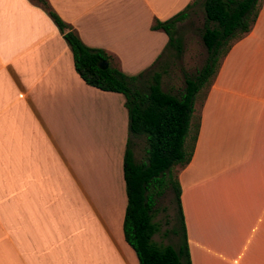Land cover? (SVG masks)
<instances>
[{
	"label": "crops",
	"instance_id": "crops-1",
	"mask_svg": "<svg viewBox=\"0 0 264 264\" xmlns=\"http://www.w3.org/2000/svg\"><path fill=\"white\" fill-rule=\"evenodd\" d=\"M194 0H49L130 75L169 41L152 28ZM179 168L192 264H264V0L201 104ZM129 115L87 84L36 0H0V264H139L123 223Z\"/></svg>",
	"mask_w": 264,
	"mask_h": 264
},
{
	"label": "trees",
	"instance_id": "trees-1",
	"mask_svg": "<svg viewBox=\"0 0 264 264\" xmlns=\"http://www.w3.org/2000/svg\"><path fill=\"white\" fill-rule=\"evenodd\" d=\"M51 16L70 46L77 72L83 80L101 90L122 93L128 110V141L123 170L128 203L123 223L127 243L135 250L139 264H192L181 203V185L174 170L187 165L192 157L200 122L194 123L197 96L207 83L212 85L221 59L234 41L251 31L263 0H194L184 10L166 20L155 19L152 28L169 37L157 60L142 72H124L105 49L83 42L76 30L53 9L49 0H36ZM200 4L204 11L201 37L209 56L194 77H186L179 94L164 90L163 75L170 58L181 57L183 37L178 23L189 16V9ZM107 61L108 67L101 63ZM193 131V134H192ZM145 141V156L135 155L138 140ZM190 142H192L190 144ZM173 193L177 206L178 245L155 240L163 222L158 219L161 201ZM169 221L167 220L166 223Z\"/></svg>",
	"mask_w": 264,
	"mask_h": 264
},
{
	"label": "rangeland",
	"instance_id": "rangeland-1",
	"mask_svg": "<svg viewBox=\"0 0 264 264\" xmlns=\"http://www.w3.org/2000/svg\"><path fill=\"white\" fill-rule=\"evenodd\" d=\"M203 23L204 11L199 3L189 9V16L185 20L178 23L177 32L183 37L184 51L181 57L170 58L168 72L163 75L162 79L164 90L174 94L181 93L186 86V77H194L204 67L209 53L201 37ZM207 89L206 83L197 96L194 123L199 121L201 104ZM145 146V141L142 139L138 140L135 146V155L139 161L145 156ZM177 171H179L178 167L174 170V174H177ZM173 198V193H170L161 201V208L165 207L167 210L162 209L158 216L163 224L161 232L156 234L154 238L159 242L172 243L176 246L180 242V236L173 233L177 215V206ZM167 220L168 223H166Z\"/></svg>",
	"mask_w": 264,
	"mask_h": 264
},
{
	"label": "water",
	"instance_id": "water-1",
	"mask_svg": "<svg viewBox=\"0 0 264 264\" xmlns=\"http://www.w3.org/2000/svg\"><path fill=\"white\" fill-rule=\"evenodd\" d=\"M100 65H101L102 68H106V67H108L109 64H108L107 61H104Z\"/></svg>",
	"mask_w": 264,
	"mask_h": 264
}]
</instances>
